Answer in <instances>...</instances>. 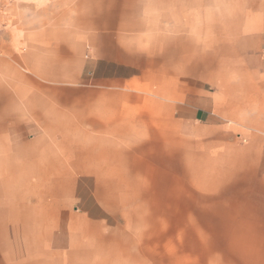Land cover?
Listing matches in <instances>:
<instances>
[{"label": "crops", "instance_id": "crops-1", "mask_svg": "<svg viewBox=\"0 0 264 264\" xmlns=\"http://www.w3.org/2000/svg\"><path fill=\"white\" fill-rule=\"evenodd\" d=\"M0 10V264H264V0Z\"/></svg>", "mask_w": 264, "mask_h": 264}, {"label": "built area", "instance_id": "built-area-1", "mask_svg": "<svg viewBox=\"0 0 264 264\" xmlns=\"http://www.w3.org/2000/svg\"><path fill=\"white\" fill-rule=\"evenodd\" d=\"M6 19H5V14L2 10H0V33H2L5 28H6Z\"/></svg>", "mask_w": 264, "mask_h": 264}, {"label": "rangeland", "instance_id": "rangeland-1", "mask_svg": "<svg viewBox=\"0 0 264 264\" xmlns=\"http://www.w3.org/2000/svg\"><path fill=\"white\" fill-rule=\"evenodd\" d=\"M223 162H219V161H211L210 162V167L211 168H218V167H221V164H222Z\"/></svg>", "mask_w": 264, "mask_h": 264}]
</instances>
